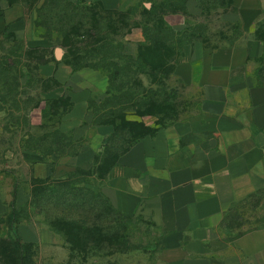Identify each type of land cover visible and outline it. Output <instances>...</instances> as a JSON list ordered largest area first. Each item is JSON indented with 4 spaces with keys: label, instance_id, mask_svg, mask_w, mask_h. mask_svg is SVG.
<instances>
[{
    "label": "crops",
    "instance_id": "1",
    "mask_svg": "<svg viewBox=\"0 0 264 264\" xmlns=\"http://www.w3.org/2000/svg\"><path fill=\"white\" fill-rule=\"evenodd\" d=\"M74 1L127 11L143 0ZM35 20L36 13H28L25 4L0 0V34L13 33L34 46L50 44L36 36ZM196 61L199 68L190 62L187 76L178 69L175 74L184 85L197 89L199 112L138 138L117 158L99 188L121 212L142 213L154 221L162 234L165 264H264V226L240 231L225 224L234 208L264 189V86L254 79L245 47L205 50ZM56 74L82 78L92 85L108 81L103 73L88 67L78 71L60 67ZM87 98L75 99L60 122L61 130L70 131L75 139L91 131L85 124ZM106 135L102 133L103 138ZM99 151L98 144L91 143L69 157V165L89 169ZM30 156L31 177L64 175V157L56 156L49 163ZM2 178L0 217H5L13 201L20 208L30 193L19 184L14 198L15 182L5 183ZM8 232L0 223V237ZM10 235L22 244L57 252L60 262L69 254L65 245L57 243L59 235L44 223L19 221Z\"/></svg>",
    "mask_w": 264,
    "mask_h": 264
},
{
    "label": "rangeland",
    "instance_id": "2",
    "mask_svg": "<svg viewBox=\"0 0 264 264\" xmlns=\"http://www.w3.org/2000/svg\"><path fill=\"white\" fill-rule=\"evenodd\" d=\"M18 1L24 2L28 13L35 12L37 3L33 0ZM162 2L164 0H143L130 11L113 12L110 15L113 20L112 38L123 44L128 53L135 54L140 42L138 39L144 40L146 22L151 17L154 18L151 12L157 7L158 15ZM82 5L91 10L96 9L93 4ZM97 12L106 16L99 10ZM167 17L179 32L176 39L182 46L169 53V57L165 56L167 59L163 58L161 64L159 58L164 49L159 46L160 49L155 53L157 63L153 65L159 71L136 77V88L140 91L133 95L142 100L137 109L104 119L97 116L102 111L100 105L110 96L108 81L107 84L92 85L75 76L69 78L64 74L58 77L57 68L68 67L73 70L65 62L68 53L61 47L58 34L53 33L50 44L41 46L46 48L45 52L32 49L36 46L13 33L0 34V46L4 48V51L0 48V65L3 66L8 61L11 66V75L8 76L1 74L0 67V177H3V182H15L17 186H24L27 192L32 191L35 178L30 173V155L42 157L49 163L55 161L56 156L59 157L55 153L41 154L33 150V147L50 150L53 137L58 138L56 131H62L60 122L67 115L66 111L75 99L82 96L88 97L89 110L85 124L91 129L90 134L75 139L70 131L65 133L79 143V152L88 148L91 143H97L100 151L95 153L89 169L81 168L84 170H77L80 167L69 165L70 156H63L62 162L66 164L62 171L65 173L60 178H66L73 184L80 183L85 188L100 190L99 186L107 171L119 157L112 150L115 146L123 153L138 138L162 127L181 123L199 112L197 89L184 85L181 77L176 76L175 69H178L180 75L187 76L192 61L194 67L199 68L200 63L196 60L205 50L245 47L253 63L254 79L261 74V81L258 83L264 84V71L258 75L264 66V0H235L233 4L222 8H208L201 5L199 0H190L183 8L167 14ZM84 27L87 28V24ZM21 42L28 50L23 48L14 55L9 54L8 51H15ZM57 49L60 51L59 56L56 55ZM164 61L168 65L164 66ZM44 62L47 63L43 66ZM150 66L153 67L148 63V67ZM50 74L52 77L48 76ZM4 77L6 82L2 81ZM142 90L152 92L154 101L151 99L147 102L148 99L145 102V97L140 94ZM114 95L117 92L112 91V96ZM115 101L117 100L112 99L111 103ZM58 105H64L67 109ZM94 112H98L96 117ZM104 132L107 135L103 138ZM47 134H53V137L40 139ZM55 177H49V182L53 183ZM37 191L38 195L42 193L39 188ZM107 200L113 209L110 210L108 204L97 205L101 212L100 221H97L98 212L94 206L88 207L82 214L89 223L100 222L105 227L100 232H87L88 243L98 245V249L70 250L59 236L57 243L65 245L69 251L65 261L60 262V256L55 251H48L41 245L28 244L22 264H165L162 258V234L154 221L142 213H123L108 198ZM46 209L42 204V209L30 208L23 215L29 222L46 224L47 217L44 215L50 216L53 213L42 211ZM73 212L70 217H74ZM225 224L240 231L264 226V189L243 205L234 208L225 219ZM15 256L16 249L12 243L9 240L1 241L0 264H17Z\"/></svg>",
    "mask_w": 264,
    "mask_h": 264
},
{
    "label": "trees",
    "instance_id": "3",
    "mask_svg": "<svg viewBox=\"0 0 264 264\" xmlns=\"http://www.w3.org/2000/svg\"><path fill=\"white\" fill-rule=\"evenodd\" d=\"M6 1H8L9 4L19 2L18 0ZM188 1L190 0H164L159 8V16L157 15L156 7L155 11L153 10L151 12L154 18L151 17L146 22L145 31L143 33L144 40L138 43L135 54L128 53L123 44L118 43L112 38L113 20L110 15L115 11L104 10L95 2L88 3L96 6L95 10H91L88 9L87 6L82 5L85 4V2H76L74 0H33L35 4L37 3L34 8L36 13L35 34L40 38L50 41L53 39V33L58 34L61 39V47L66 49L68 53V55L65 56L67 65L71 66L74 71L86 67L92 68L100 71L107 77L108 85L110 86L108 94L112 96V91H115L117 95L107 97L105 102L100 105L102 111L99 109L101 112L99 116H97L98 112H94L93 115L94 117L97 116L103 119L110 118L111 116L115 117V115L119 113L135 110L139 106L140 101H142L141 98L139 99L137 96L133 95L140 91L136 88L138 84L136 82V77L139 74H152V72L157 73L159 71L157 67L153 66L154 63H157L155 53L157 49H160L159 46H162L161 49H164V53H162L164 57L160 56L159 58L160 64L161 60H164L163 58L169 57V53L176 51L182 46L176 39L179 32L176 31L173 23L168 19L167 14L183 8ZM199 1L204 7L222 8L233 4L235 0ZM131 9L132 7L127 11ZM97 10L101 11V13L106 16L101 15ZM84 24H87L88 27L85 28ZM185 41L186 40H184V43L186 44L187 42ZM24 46L25 44L21 42L15 48V51L8 52L14 55L18 50L25 48ZM0 48L2 50L4 49L2 46H0ZM32 49L42 50L43 52L46 50V48L41 46H36ZM24 50L28 49L25 48ZM36 61L39 62V60ZM166 62L164 61L162 64L164 66L168 65ZM45 63L47 62H44L43 66ZM148 63L153 66H150L151 69L148 67ZM0 67L3 76L11 75L10 62H4L3 66L0 65ZM262 71H264V66L258 75L262 73ZM48 76L52 77V74ZM260 78L261 74L255 79L258 82L261 81ZM2 81L6 82V77H4ZM258 84L264 86L263 83ZM151 93L142 90L140 94L145 97V102L148 99L147 102H150L151 99L154 101ZM112 99L117 101L111 103ZM72 105L73 103H71L66 113L70 111ZM58 106L64 110L67 109L64 105ZM52 135L53 134H47L40 139L43 140L48 137H53ZM55 135H57L58 138L55 139L53 137V146L49 151H46L42 147H33V150H37L41 154L55 153L60 157H71L79 153V143L74 142L72 136L60 130L56 131ZM132 144L127 146L124 152L128 150ZM116 148L115 146L112 150H114L118 156L124 153ZM77 170L84 169L78 168ZM48 179L49 178L34 179L29 201L20 208H16L13 201L9 213L5 217H0V223L6 225L9 230L7 236L4 235L0 237V242L9 240L12 243L16 249L15 259L17 264H22L23 259L26 257V245L28 244H22L18 238L13 239L10 234L15 223L19 221L29 222L23 215L27 209H42V204L46 206L47 209L42 211L53 212L50 216L49 214L44 215L47 217L46 224L54 233L64 240L70 250L81 251L83 249H98V245L92 246L88 243L89 237L87 235L97 230L100 232L105 228L100 222L93 224L89 223L88 219L82 216V214L88 207L93 208L94 206L97 208L98 212L96 214L97 221H100L101 212L98 211L99 206L97 205L108 204V206H106L110 210L113 209L106 196L103 195L100 190L85 188L80 185V183L73 184L67 181L66 178H53V183H50ZM38 188L42 192L40 195H38ZM16 191L17 184L15 183L13 192L14 198L16 196ZM72 212L74 217H70ZM118 215L121 214L118 213Z\"/></svg>",
    "mask_w": 264,
    "mask_h": 264
},
{
    "label": "water",
    "instance_id": "4",
    "mask_svg": "<svg viewBox=\"0 0 264 264\" xmlns=\"http://www.w3.org/2000/svg\"><path fill=\"white\" fill-rule=\"evenodd\" d=\"M59 54H60V51L57 49L56 50V55L59 56Z\"/></svg>",
    "mask_w": 264,
    "mask_h": 264
}]
</instances>
